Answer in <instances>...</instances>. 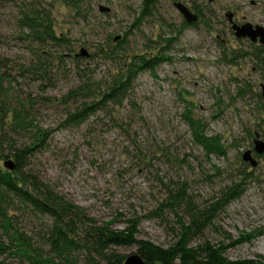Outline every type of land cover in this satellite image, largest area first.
<instances>
[{
  "label": "rangeland",
  "instance_id": "obj_1",
  "mask_svg": "<svg viewBox=\"0 0 264 264\" xmlns=\"http://www.w3.org/2000/svg\"><path fill=\"white\" fill-rule=\"evenodd\" d=\"M179 2L197 15L200 9L199 20L185 26ZM33 8L48 12L56 34L69 42L32 40L21 22ZM141 11L142 0H0V57L10 60L0 69V74L7 72L0 101L14 110L24 101L26 120L50 137L29 168L84 209L92 225L76 221L81 237L91 227H107L166 249L181 232L175 212L160 210L171 191L185 185L202 207L246 174L241 196L190 246L207 243L222 247L230 260L264 264V152L255 150L256 134L264 141V52L259 41L237 37L232 27L264 26V0H159L153 15L142 19ZM122 39L126 44L120 57L104 55ZM168 40L169 57L155 71L138 75L122 105L100 109L78 126L65 122L107 90L121 69L120 58L146 53L158 46L155 41L167 46ZM39 58L45 60V74L33 66ZM86 84L92 85L90 93L72 94H80L84 90L77 89ZM188 109L207 122L209 136L222 137L226 157L208 159L193 142L185 121ZM2 134L18 146L31 137L0 127ZM249 150L254 164L243 158ZM10 164L15 165L12 157L0 158L2 167L9 169ZM17 212V226L34 247L46 250L44 237L52 219L30 207ZM178 213L191 221L184 207ZM137 244L113 249L126 259L138 253ZM87 251L78 249L79 264H90ZM0 260L32 264L17 255ZM95 264L107 262L97 256Z\"/></svg>",
  "mask_w": 264,
  "mask_h": 264
},
{
  "label": "trees",
  "instance_id": "obj_2",
  "mask_svg": "<svg viewBox=\"0 0 264 264\" xmlns=\"http://www.w3.org/2000/svg\"><path fill=\"white\" fill-rule=\"evenodd\" d=\"M158 1L142 0V19L153 15ZM195 12L201 17L200 9ZM21 25L28 29V36L39 44L53 41L55 44L61 45L63 42H69L67 37L56 34L53 20L48 12L33 8L30 12L25 13ZM184 25L189 26L190 23L185 20ZM168 41L167 46H164L160 41H155V45L158 46L150 47L146 53L120 58L121 69L110 81L107 90L100 96L94 97L96 100L83 103L79 109L68 115L65 122L78 126L88 121L100 109L108 108L111 104L113 106L122 105L127 94L132 90L133 82L138 75L143 70L155 71L156 67L169 57L166 56L165 50L172 43L171 40ZM125 44L122 39L110 52H105L103 49L104 55L119 56ZM101 47L102 45L98 47L99 51L102 49ZM259 51L264 52V48ZM44 61L39 58L33 66L45 74L47 70L44 67ZM7 62H10L8 58L0 57L1 70L7 68L9 65ZM6 74V71L0 74V90H3V82L7 79ZM9 82L11 85V80ZM86 86L77 89V91L84 90L80 94L76 91H73L72 94L90 93L92 85L86 84ZM3 92L5 91L3 90ZM26 110L24 101L20 103L17 110L12 109L6 101H0L1 129L6 131L9 128H14L31 135L29 143L23 146H18L15 141L3 134L0 135V158L8 156L15 161L13 170L0 165V258L17 255L22 259H28L32 264H79L77 252L82 247L88 250L90 264H95L97 256L105 259L107 264H123L125 256L118 254L113 248L138 243L137 251L147 262L159 264H256L254 260H230L224 255L222 247H215L207 243L201 246H190L195 237L202 234L209 225H213L227 206L241 196L245 190V186L241 183L247 177L246 174L241 182L232 183L222 189L210 203L202 207L196 205L185 185L171 191L166 202L161 204L160 210L164 211L166 208H170L175 212L181 232L177 242L168 249L138 242L129 235L112 232L107 227H91L84 230L85 236L81 237L76 230L77 222L92 223V220L86 221L88 216L84 209L60 196L29 168L32 157L37 151L46 147L50 137L49 132L40 130L33 120H26ZM11 118L13 119L10 120ZM185 121L192 132L193 142L202 149L205 157L209 159L213 155L227 156L226 145L222 142V137L209 136L205 120H197L191 115V109H188ZM6 151L8 154H4ZM216 171L221 173V170ZM24 206L52 219V224L44 237L46 250L42 247H34L29 236L17 226L16 219L19 217L17 211ZM181 207H184V210L190 215V222L187 223L179 215L178 210ZM4 260H0V264H6Z\"/></svg>",
  "mask_w": 264,
  "mask_h": 264
},
{
  "label": "water",
  "instance_id": "obj_3",
  "mask_svg": "<svg viewBox=\"0 0 264 264\" xmlns=\"http://www.w3.org/2000/svg\"><path fill=\"white\" fill-rule=\"evenodd\" d=\"M178 10L183 14L185 20L189 23L197 22L199 20V16L195 14L191 9L183 4L182 2H179L176 4ZM102 10L107 11V8H102ZM229 18L231 22H233L232 14H229ZM233 29L235 30V34L237 37L242 38H249L250 40L256 42L259 41L263 47H264V26L256 25L254 26L251 23H245V24H236L233 23ZM262 96L264 98V85H262ZM255 150L258 153L264 152V141L259 139V134H256L255 138ZM251 151H247L243 158L244 160H250L254 164L253 159L250 156ZM15 165L10 164L9 169L13 170ZM123 264H157L156 262H147L139 253H134L129 255L125 260Z\"/></svg>",
  "mask_w": 264,
  "mask_h": 264
}]
</instances>
